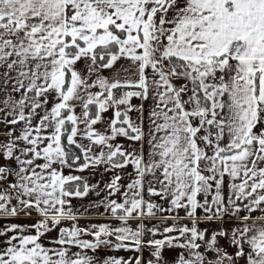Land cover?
I'll return each instance as SVG.
<instances>
[{"label": "snow or ice", "instance_id": "6c2138e0", "mask_svg": "<svg viewBox=\"0 0 264 264\" xmlns=\"http://www.w3.org/2000/svg\"><path fill=\"white\" fill-rule=\"evenodd\" d=\"M0 264H264V0H0Z\"/></svg>", "mask_w": 264, "mask_h": 264}, {"label": "crops", "instance_id": "0c3cea01", "mask_svg": "<svg viewBox=\"0 0 264 264\" xmlns=\"http://www.w3.org/2000/svg\"><path fill=\"white\" fill-rule=\"evenodd\" d=\"M96 179H99V176H97ZM105 179H107V177H106ZM91 198H92V199H95L94 194H93V196H92ZM73 203H77V202H76V201H73ZM85 203H87V199L85 200ZM100 211L102 212L103 209H101ZM91 220H105V219H104V217H102V216H99V215H97V214H94V215H92V216L90 217V221H91ZM81 221H89V220H83V219H82ZM21 222H23V221H21ZM52 235L54 236L55 233H52ZM221 243H224V241H221ZM119 255H121V256H127V255H131V253L120 252Z\"/></svg>", "mask_w": 264, "mask_h": 264}, {"label": "rangeland", "instance_id": "374dc122", "mask_svg": "<svg viewBox=\"0 0 264 264\" xmlns=\"http://www.w3.org/2000/svg\"><path fill=\"white\" fill-rule=\"evenodd\" d=\"M89 221H80V223L83 225V224H86L88 223ZM91 222L93 223H101V222H107L105 220H91Z\"/></svg>", "mask_w": 264, "mask_h": 264}]
</instances>
